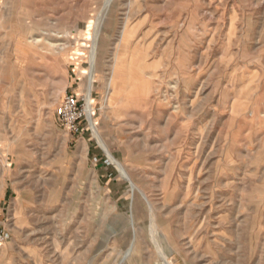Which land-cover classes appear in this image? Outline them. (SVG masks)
Segmentation results:
<instances>
[{
	"label": "rangeland",
	"instance_id": "obj_1",
	"mask_svg": "<svg viewBox=\"0 0 264 264\" xmlns=\"http://www.w3.org/2000/svg\"><path fill=\"white\" fill-rule=\"evenodd\" d=\"M130 2L0 0V264H264V0Z\"/></svg>",
	"mask_w": 264,
	"mask_h": 264
},
{
	"label": "bare ground",
	"instance_id": "obj_2",
	"mask_svg": "<svg viewBox=\"0 0 264 264\" xmlns=\"http://www.w3.org/2000/svg\"><path fill=\"white\" fill-rule=\"evenodd\" d=\"M116 0H106V3L104 4V10L105 12H107V10L109 9V7L115 2ZM135 2L137 3L138 0H135ZM134 2V3H135ZM133 0H131L130 2V7L133 6ZM115 4V3H114ZM128 4V3H127ZM119 7V6H118ZM127 7V6H126ZM131 11V9H130ZM98 19V23H102L104 17L101 16ZM126 26H124V29L122 31V41L126 40V36L128 35L127 31H126ZM50 30V38L47 36H45L44 38H40L37 36H34L32 34H30L31 36L29 37V40L32 39V42H30L31 46L36 49V50H41V51H45L46 53L48 52H52L55 50H58L59 48H63L66 46V43L63 44V42L65 41H71L73 40V35L68 33V32H55L53 27L49 28ZM100 31V30H99ZM63 34V35H62ZM99 34V33H96ZM42 37V36H41ZM54 38V39H53ZM49 40H55L54 43L50 42ZM98 39L95 41L94 45H93V51L92 54L90 56V63H89V67H90V71H89V77H88V83L90 84L88 92L85 96V100H87V112H88V118H89V122H90V126L92 129V132L95 134V136L98 138L102 148H104L108 158L110 159V161L112 160L113 163L117 166L118 170L120 171L122 177L126 180L129 181L131 184V190L133 193H140L141 197L144 198V200L147 201V203L149 204V206H151V202L148 198V196H146V194L138 187V185L131 179L129 172L127 171V169L125 168V166L123 164H121L118 160H116L114 158V156L112 155V153L109 151V149L106 146V143L104 142V140L101 137V133L99 132L96 123H95V118L92 116V106H93V91H94V79L96 76V71H97V66H96V61H97V56H98ZM49 43V44H48ZM119 49L118 52L115 54L116 59L114 64L112 65L113 67L111 68V80H110V89L112 90V88L114 89V87H116V85L118 84L117 82H115L114 80V76L116 74L119 73V64H118V57H119ZM122 66V64H120ZM122 83V82H121ZM110 90V91H111ZM111 95V94H110ZM109 95V96H110ZM109 98V97H108ZM86 148V144L82 143L80 149L84 150ZM145 202V201H144ZM153 217V216H152ZM154 218V217H153ZM154 223V222H153ZM152 225V224H151ZM154 227V226H153ZM156 229V228H155ZM156 230H154L155 232ZM153 232V231H152ZM158 232V231H157ZM156 234V233H155ZM159 238V237H158ZM161 239V238H160ZM132 249V248H131Z\"/></svg>",
	"mask_w": 264,
	"mask_h": 264
},
{
	"label": "built area",
	"instance_id": "obj_3",
	"mask_svg": "<svg viewBox=\"0 0 264 264\" xmlns=\"http://www.w3.org/2000/svg\"><path fill=\"white\" fill-rule=\"evenodd\" d=\"M55 115L60 126L68 133L75 136L83 134L85 123L88 122L87 124H89L85 96L66 95L56 109ZM5 240L6 235L0 234V242Z\"/></svg>",
	"mask_w": 264,
	"mask_h": 264
},
{
	"label": "crops",
	"instance_id": "obj_4",
	"mask_svg": "<svg viewBox=\"0 0 264 264\" xmlns=\"http://www.w3.org/2000/svg\"><path fill=\"white\" fill-rule=\"evenodd\" d=\"M80 72V71H79ZM71 95H74V96H78V97H81V96H83V93L82 92H80V91H78L77 93H74V94H71ZM92 97H93V95H92ZM86 126V125H85ZM87 130V128L86 127H84V131L83 132H85ZM84 134V133H83Z\"/></svg>",
	"mask_w": 264,
	"mask_h": 264
}]
</instances>
